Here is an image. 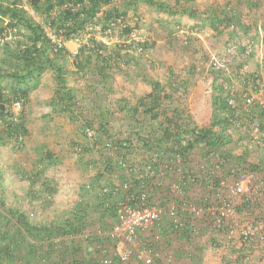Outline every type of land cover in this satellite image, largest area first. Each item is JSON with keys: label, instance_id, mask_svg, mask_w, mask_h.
Segmentation results:
<instances>
[{"label": "trees", "instance_id": "16d2710c", "mask_svg": "<svg viewBox=\"0 0 264 264\" xmlns=\"http://www.w3.org/2000/svg\"><path fill=\"white\" fill-rule=\"evenodd\" d=\"M27 1L30 8L43 16L42 22L35 19L30 8L27 7L26 2L23 0H0V51H2L3 55L0 58V123L5 126L4 132H0V144H6V141L15 139L20 144V147L23 148L25 146L24 137L29 134L24 106L30 100L31 91L41 84L45 73L51 72L52 78L56 83V91L51 100V105L60 111H74L78 97L76 87L69 83V74L73 73V70L69 68L70 64L74 66V73L76 75L81 74L84 76L93 71L96 76L102 77L105 80L115 71L116 61L119 60L123 47L133 46L136 51L143 52L154 46L153 42L151 43L150 40L145 41L144 39V41L133 40L132 44L122 42L111 48L103 41L97 40L96 26L101 25L103 32L108 28H113L111 26L113 23L118 24L120 18L127 16L129 7L137 10L141 4L150 5L159 12L167 11L171 16L186 14L190 18L200 17L197 16L200 15L198 13L200 12L205 16L204 19L207 25H210V27L219 33L223 31V26H228V28L232 26L233 31H236L237 34L239 28L247 32H253L259 30L261 27L259 14L255 13L257 11L256 8L244 10L242 16L240 15L241 10L239 7L241 6V0H237L238 4L235 6H231V3L226 4L223 8L219 7L212 12H201L196 6V0ZM255 1L251 2V5H260L258 0ZM48 28L61 41V44L56 43L49 36ZM136 28L125 25L123 30L126 37L130 36L133 30L138 32ZM179 29L182 30L184 28L181 27ZM91 30L95 32L92 33L87 42L89 46L81 48L77 55H72L66 42L80 38L82 34L88 33ZM171 31L170 33H172ZM107 51L109 53H106ZM72 57L73 59H71ZM119 68L121 67L118 66ZM147 79L152 85V90L140 97L136 104L130 106V108H126L131 117L126 130L109 132V123L106 116L104 114L100 117L95 116L93 122L89 124V128L95 131L99 137L96 143L102 141L101 139L108 141L118 138L122 154L130 163L138 164L145 163L151 154L158 151H163L164 154L169 155L181 153L186 158L192 159L198 149L206 153L210 150L225 149L229 144H233V148H228L224 153L229 155L232 162L247 164L251 170L259 173L264 181V151L263 153L257 152L260 156L252 160L251 154L253 149L243 147V149L240 148L239 152L237 150L238 154L233 150L238 148V142L234 139L233 132L237 131V133H240V128L232 121V118H236L234 113H237V109L234 110L229 106L231 92L225 88V85L221 86L219 90L216 89L217 92L213 95V112L209 126H199L189 120L181 119L182 116L178 114L177 110L172 112L164 107L163 99H173L174 92L167 93L164 86H161L158 80L153 78ZM16 101H21L23 104L20 113L13 108V104ZM120 109L124 110V108ZM256 115L264 118V109L252 107L248 117H257ZM123 132L127 133L126 138H124L125 140L121 139ZM104 137L106 138L104 139ZM123 142H126V144ZM85 148L87 154L91 152L90 156H93L92 153L98 155L97 158L101 166L104 167L106 165V171L97 170V174L99 175L98 182L96 184L90 182L91 188H88L89 190L96 191L98 197L101 199V204L96 210L92 211V209L86 208L83 199L79 200L78 205L70 209L67 216L58 217L49 224L42 221L34 222L29 217V214L21 211L20 208L11 209L9 211L10 217H14L20 222V241L12 240L10 234L2 225L3 220L0 219V238L4 242V246L0 248V252L5 254L4 258L0 254V264H17L13 258L12 252H14V248L13 250L10 248L11 244L14 246L20 244L21 248L25 249L24 252H20V259L22 260L29 258V256L31 257V255L36 256V252H39V247L37 248V245L31 242V238H42L48 244L47 256L42 259L41 264H106L104 260L101 261L94 256V252L98 249L92 246L91 243L95 239L99 245L106 247L103 243L104 240L112 243V239L108 235L88 234L85 236L87 241L85 243L86 246L78 249L74 248L69 241L72 242L75 236L85 232L87 226H96L97 223L102 222L104 226H100V228L105 230L111 228L109 218H113L114 222L117 221V204L121 196L111 194L103 196L100 193V188L103 184H114L110 180V177L116 173L114 172L115 170L118 171L117 178L121 181L132 178L134 184L137 185L138 180L130 177L126 168L120 166L109 154L104 153L102 150L95 152L94 147L90 143H86ZM36 151L38 150L36 149ZM255 151L257 150L253 152ZM78 154L81 157L85 156L81 147ZM41 155L40 164L42 163L43 166L38 165L34 173L31 174V185L34 188V185L40 182V186H44L47 192L53 194L58 189L51 186L53 180H50L49 174L46 173L47 168H49L48 165L51 164L52 160H49L50 164H45L47 159L53 158V155L48 150H45ZM92 158L94 159V157ZM92 158L88 161L98 164L99 161ZM84 162L85 165L89 163ZM223 168L225 171L228 170L227 166ZM22 171L20 167L19 172ZM6 173L5 167L0 164L2 193H6V189L4 188ZM234 176L230 172L227 173V177L229 178ZM169 177L172 178L174 176L169 175ZM163 189L156 190L155 193L161 194ZM165 190L167 192L163 196H167L166 198H168L170 193L168 192V187ZM36 193L37 191L34 190L32 196L34 195L35 197ZM83 193L85 194V192ZM248 202L246 201V204ZM252 207L254 213L264 215V198L263 201L253 203ZM238 210L242 211L243 207H239ZM103 211L105 213L100 216L99 213L101 214ZM188 218L189 220L193 219V216ZM196 221V223L195 221L194 223L190 222L188 227L182 230V233L176 232L173 225L168 226V224L162 221L163 223L157 234L159 240L155 239L156 235L154 233L148 234V240L146 241L141 238L142 245L154 249L157 253L155 264H175V251L184 249V245L182 244L185 238L188 240L187 256L193 258L195 248L189 249L194 247V245L197 247V252L199 250L198 254H201L204 250L203 244H201L202 236L200 235L202 230L209 231L211 241L215 242L217 247L230 245L236 240V238H229L224 230L213 228L211 220ZM23 225L26 227L25 231L21 227ZM65 236L68 243L66 253L62 252L64 254L56 257L54 248L61 242L58 238ZM237 240L240 243L239 246L238 243L233 244L231 250L237 254L236 261L242 264L244 257H247L253 247L256 246L255 244H258L257 246L261 245L264 248V231L259 230L256 234H248L247 238L240 236ZM63 243L64 241H62ZM99 249L101 248L99 247ZM170 254L174 258L171 263L166 260ZM223 260L225 264H232V261L226 254ZM117 262L124 264L119 257L117 261L113 262L112 260L110 264H118Z\"/></svg>", "mask_w": 264, "mask_h": 264}, {"label": "rangeland", "instance_id": "374dc122", "mask_svg": "<svg viewBox=\"0 0 264 264\" xmlns=\"http://www.w3.org/2000/svg\"><path fill=\"white\" fill-rule=\"evenodd\" d=\"M23 1L30 8L28 1ZM241 1L239 7L241 16L244 10L256 8L258 11L255 13L259 14L261 21L259 30L247 32L239 28L237 34L232 26L229 28L223 26V31L219 33L207 25L205 16L200 12L197 16L201 18H190L186 14L171 16L167 11L159 12L150 5L141 4L137 10L129 7L127 16L120 18L118 24L111 25L113 28L108 33L110 43L107 45L112 48L122 42L132 44L133 40L129 35L126 37L123 30L125 25H130L137 27L138 35L143 41L150 40L154 46L143 52L136 51L133 46L123 47L120 58L116 61L115 71L105 80L96 76L93 71L84 76L76 75L74 66L70 64L69 68L73 70V73L69 74V83L76 87L78 97L74 111H60L51 105L56 83L51 72L43 75L41 84L31 91L30 100L24 106L26 125L29 130V134L24 137L25 141L23 140L24 148L20 147L15 139L6 141V144H0V164L7 171L4 181L6 193H2L0 185V219L3 220L2 225L13 241H20V222L10 217L11 209L20 208L21 211L29 214L34 222L42 221L49 224L58 217L67 216L69 210L78 205L81 194L88 189L86 185L90 183L91 178L95 177L98 169L106 171V165L104 167L100 165L98 155L92 153L93 156H90L91 152L88 154L85 152L86 143H90L86 136L89 124L93 122L96 115L100 117L104 114L108 119L109 132L126 130L131 121L126 108L136 104L140 97L152 90V85L147 78L158 80L167 93L174 92L173 99H163L164 107L172 112L177 110L179 113H176L182 116L181 119L189 120L199 126L210 124L213 95L217 92L216 89H221L223 85L226 89H235L237 101L241 104L243 94L253 82V76H257L264 82V63L262 62L264 61V44L262 46L260 42L261 35L264 36V0H258L260 5L257 6L251 5V2H256L255 0ZM230 3L231 6L238 4L237 0H196V6L201 12H212ZM30 11L36 20L42 22V15L32 8ZM181 27L184 31L179 29ZM47 30L52 32L50 28ZM92 30L82 34L79 39L66 42L72 55L77 48L81 50L89 46L87 42L95 31L97 40L104 36L103 31L99 32L101 25L96 26L95 31ZM1 57H3L2 51H0ZM118 66L121 68L118 69ZM244 66H246V81L240 77ZM3 130L5 126L0 123V132L3 133ZM233 135L238 142V148L233 150L238 154L237 150L239 152L240 148L244 147L241 143L242 138L237 131L233 132ZM232 146L233 144H229L220 151L224 153L228 148H233ZM80 147L83 149V154L85 153L83 157L78 154ZM45 150L53 155L52 159H47L45 162L50 164L49 160H52L46 173L49 174V179L53 180L51 186L58 189L53 194L47 192L44 186H40V182H37L34 188L31 185V174L38 165L43 166L42 163L40 164V158ZM253 151L252 160L260 156L257 152L263 153L264 150ZM205 154L198 149L192 159L197 160ZM91 158L99 161L98 164L89 162ZM84 161L90 164L85 165ZM20 167L22 172H19ZM114 172L118 174L117 170ZM34 190L37 191L35 197L32 196ZM21 227L24 231L26 230L24 225ZM105 230L97 225L87 226L85 232L75 236L69 243L77 249L84 247L87 242L85 236L93 233L102 235ZM200 235L203 252L198 254L199 250L197 252V247L194 245L193 258L187 256L189 261L183 260L182 263L180 259H176L175 264H225L223 260L225 254L232 264H240L236 261L237 254L231 250L233 244L238 243L239 246L237 239L240 238V234L230 245L219 247L211 241L209 231L202 230ZM30 240L37 245V248L39 247L40 253L36 252V256L31 255L30 259L22 260L20 252H24L25 249L21 248L20 244L18 246L11 244L10 248L12 250L14 248L12 253L17 264H41L42 259L47 256L48 244L44 239L31 238ZM58 240L61 242L58 241L57 248H54L56 257L64 254L62 252L67 250L68 244L66 236L59 237ZM62 241H64L63 244ZM92 241V246L98 249L94 252V256L101 261L105 260L106 256L113 262L117 261L118 249L124 247L116 240H112V243L104 240L103 243L107 248L99 245L95 239ZM255 245L251 252L248 250L249 254L244 257L242 264H264V248L261 245ZM3 246L4 242L0 238V248ZM0 254L3 258L5 257L3 252ZM136 261L137 259L132 257L128 263L124 264H140Z\"/></svg>", "mask_w": 264, "mask_h": 264}, {"label": "built area", "instance_id": "2783aa9c", "mask_svg": "<svg viewBox=\"0 0 264 264\" xmlns=\"http://www.w3.org/2000/svg\"><path fill=\"white\" fill-rule=\"evenodd\" d=\"M110 29L104 31V36L100 38L106 44L110 43ZM48 33L56 43L61 44L53 32ZM130 37L143 41L136 30L130 33ZM260 42L263 46V34ZM78 53L77 48L74 55ZM245 70L246 66L240 74L244 81L247 80ZM252 81L242 96L241 104L237 101L236 90H230L229 106L237 109V113H234L236 118H232V121L240 128L244 148L264 150V118L257 115L248 117L252 107L264 109V82L257 76ZM21 107V101L13 105L16 111H20ZM86 133L95 152L102 150L109 154L126 168L130 177L138 180L135 185L132 178L121 181L117 175H113L114 184H103L100 188L103 196H121L117 204V221L107 234L124 245L117 254L122 262H129L135 257L141 264H155L157 253L142 245L140 235L154 233L155 239L159 240L157 234L162 221L168 226L173 225L178 233H182L190 222L196 223V220H211L213 228L224 230L229 238H235L238 234L247 238L248 234L264 231V215L254 213L252 207L253 203L263 201L264 181L247 164L232 162L229 155L220 150H210L197 160L186 158L181 153L169 155L158 151L143 164L130 163L120 151L118 138L108 141L101 139L104 143H96L99 138L96 132L88 129ZM126 136L127 133L123 132L121 139L125 140ZM224 166L228 170L225 171ZM229 172L235 176L227 177ZM169 175L174 177L170 178ZM87 187L91 188V185ZM167 187L170 192L168 198L163 196ZM161 188H164L163 192L156 194V190ZM246 201L249 202L246 204ZM239 207H243V210L239 211ZM190 216L193 219L189 220ZM166 260L171 263L174 258L170 254ZM104 262L110 264L112 259L106 258Z\"/></svg>", "mask_w": 264, "mask_h": 264}, {"label": "crops", "instance_id": "0c3cea01", "mask_svg": "<svg viewBox=\"0 0 264 264\" xmlns=\"http://www.w3.org/2000/svg\"><path fill=\"white\" fill-rule=\"evenodd\" d=\"M99 178V175L96 174L94 178H91L89 182H91L92 184H96L98 181L97 179ZM110 180L113 182L115 179L113 177H110ZM71 181V180H70ZM85 194H81V199L80 201L83 199L84 200V204H86V208L88 207L89 209H92V211L96 210L97 207L101 204V199L98 197V194L96 193V191H92V190H89V189H86V191H84ZM103 201V200H102ZM114 202V201H113ZM92 211H90L91 213H93ZM105 213V211H103L101 214L99 213V215H103ZM98 214V213H97ZM99 216V217H100ZM107 219V218H106ZM109 222L111 224V228L113 227V225L116 223V221L114 222V219L113 218H109ZM102 227L104 226L103 223H97V227ZM108 231L105 230L103 234L107 235ZM148 234L147 233H144L141 236L142 240L146 241L148 240ZM110 237V236H109ZM111 238V237H110ZM112 239V238H111ZM113 241H115L114 239H112ZM181 241V239H180ZM183 244L184 245V249H178L177 251H175V254H174V258L175 260L176 259H180V263L184 261H189L187 259V254H186V250L188 249V240L185 238L183 239ZM193 249V247H192ZM172 250V249H171ZM118 258V256H116ZM138 262V261H136Z\"/></svg>", "mask_w": 264, "mask_h": 264}, {"label": "clouds", "instance_id": "9594fccd", "mask_svg": "<svg viewBox=\"0 0 264 264\" xmlns=\"http://www.w3.org/2000/svg\"><path fill=\"white\" fill-rule=\"evenodd\" d=\"M1 36V35H0ZM0 39H1V37H0ZM14 105V104H13ZM15 110V109H14ZM16 111V110H15ZM19 112V111H18ZM90 129V128H89ZM88 130V129H87ZM90 130H92V129H90ZM87 136V135H86ZM106 138V137H105ZM104 138V139H105ZM103 140V139H102ZM90 141V140H89ZM90 145H91V141H90ZM112 177V176H111ZM90 183H88L87 185H86V187L89 185ZM88 188V187H87ZM102 195V194H101ZM108 235V234H107ZM109 236V235H108ZM141 264V263H140Z\"/></svg>", "mask_w": 264, "mask_h": 264}]
</instances>
